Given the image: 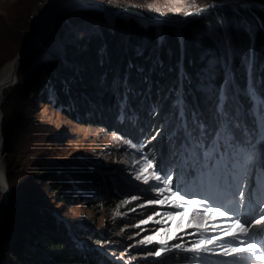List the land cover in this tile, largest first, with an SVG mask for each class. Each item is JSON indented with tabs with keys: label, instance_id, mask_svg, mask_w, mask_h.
<instances>
[{
	"label": "trees",
	"instance_id": "16d2710c",
	"mask_svg": "<svg viewBox=\"0 0 264 264\" xmlns=\"http://www.w3.org/2000/svg\"><path fill=\"white\" fill-rule=\"evenodd\" d=\"M99 1L110 11L181 20L187 12L220 0ZM42 3L48 0L3 1L0 70L28 42ZM16 79L0 104L1 161L8 185L0 264H127L110 254L151 249L129 243L128 221L108 224L102 215L133 209L127 218L145 217L146 209H136L138 199L124 206V198L137 194L138 186L125 184L110 157L105 162L73 156L62 162L53 156L49 144L55 147V129L35 117L30 87L39 103L52 104L72 122L101 132L126 128L138 135L150 121L166 129L168 120L177 130L162 132L170 139L160 142L170 151L183 139L198 146L200 140L207 142L210 131L221 127V118L225 132L240 142L255 131L252 95L260 117L264 115V11L224 5L176 26L147 24L128 15L112 18L94 8H62L40 45L23 58ZM185 174L194 175L192 169L180 170ZM175 184L183 182L176 179ZM88 190L92 195H81ZM75 205L87 209L90 217L75 213ZM187 256L170 254L137 264H175Z\"/></svg>",
	"mask_w": 264,
	"mask_h": 264
},
{
	"label": "rangeland",
	"instance_id": "374dc122",
	"mask_svg": "<svg viewBox=\"0 0 264 264\" xmlns=\"http://www.w3.org/2000/svg\"><path fill=\"white\" fill-rule=\"evenodd\" d=\"M4 0H0V15L3 14V3ZM253 3H258V5H264V0H250ZM39 2L38 4H40ZM43 4V5H42ZM41 6H44L42 3ZM243 7L251 8V5L242 4ZM41 42V41H40ZM14 86V85H13ZM12 86V87H13ZM29 96L34 100L36 106V115L40 121L49 123L55 129V135L57 141L55 147L52 146V142L49 144L50 151L59 161H66L70 157H78L80 159H86L89 161H99L104 159L106 162L109 157L114 162V171L118 172L120 178L125 182V184H133L138 186L137 194L133 195L131 198H124V206L126 207L133 200V197H137V208L138 210L146 209L147 213L145 217L139 218H127V214L131 216L136 210H128L126 213L123 212H113L110 214L102 215V220L116 221L118 219L122 220L124 223L126 221L129 224L125 225L124 228L130 231L128 234L129 243L135 247H149L148 251L151 249V253L155 252L159 245L153 241L150 244L140 243L147 236L153 235V233L160 227L161 224L149 221L148 224H142L141 222L152 216L154 220H160L161 216L154 215L155 213H168L174 212L175 209L168 206V204H150L149 201H155L158 198L156 188L163 187L162 184H157L155 181L151 182L150 185H145L141 181L134 178L133 173H135L146 161L154 162L157 166L160 163L163 165L157 168L158 172L162 176H171L173 190L179 191L186 194L187 198H209L211 192H214L215 196L220 195L222 190L220 187L227 186L232 181L230 177V172L235 175V178L243 177L245 181V187L248 188L252 182L250 178L255 176L259 184L264 185V115L260 117L259 110L256 112L253 105L252 109L256 117L254 126L255 131L247 132L249 137L246 140H241L240 142L235 141L233 136L228 135L225 132V123L222 119L221 127L219 130L214 128L210 132L213 133L211 138L207 142L201 141L198 144H192L191 140L188 141L189 144L182 140V143H177L176 146L173 144L172 150H168L162 141H167L170 139V135H165L163 137L162 132L176 131L177 127H171L168 120L165 122L166 129L163 126H159V123L154 124V122H149L145 124L141 129L137 131L138 135L128 130L122 128L120 132H101L98 128L91 126H83L72 122L68 118L62 116L57 112V109L53 107L52 104L39 103L35 98V95L29 89ZM253 99V95H252ZM180 100L178 99V111L181 115L183 113ZM254 102V100H253ZM180 105V106H179ZM179 115L176 116V118ZM136 116H132V124L135 123ZM161 129V130H160ZM10 136H13V132L9 130ZM184 135L186 133L184 132ZM253 135V136H251ZM204 137V136H201ZM200 137V138H201ZM59 138V139H58ZM151 139V140H149ZM202 139V138H201ZM210 140V141H209ZM204 143H208L205 145ZM190 145V146H189ZM198 151H197V149ZM152 149L154 151H152ZM163 151V153H160ZM4 153V147L1 153V157ZM249 156L251 159L249 160ZM0 157V158H1ZM164 159L166 162L164 163ZM193 166L194 175L191 177H186L179 174V170L191 169ZM240 171L239 174L236 171ZM176 179H180L183 182L182 185H176ZM218 181H220L218 185ZM181 188H180V187ZM179 187V188H178ZM45 196L48 197L50 193V185L46 182L43 185ZM75 189V186H73ZM255 188L253 189V191ZM81 195L87 196L92 195L93 191L88 190L87 192H80ZM167 194V193H164ZM207 196V197H206ZM208 200V199H207ZM7 205V204H6ZM75 213H84L87 217H90V212L80 205H75L72 208ZM85 216V217H86ZM208 216H211L209 213ZM208 216H205L204 220L201 222L204 225L209 226L207 235L212 236L218 234L223 226L230 223L227 219L217 218L214 221H210ZM189 216L183 218V224L181 225V219L176 218L169 222L171 231L169 235L176 232L177 225H186ZM105 223V222H104ZM216 224L221 227H217L215 231L212 230L211 225ZM103 225V224H102ZM139 225V226H137ZM135 228V230H134ZM116 235H121L123 232L120 229H114ZM181 237L180 239H174L169 242V247L175 244H182L185 248L191 247L192 243L201 237L197 234L195 228H183L182 231L178 233ZM163 238V234L157 239ZM214 251H220L218 245L215 246ZM181 255L187 254V260L177 261L175 264H194L193 254L188 252H180V250H172L167 253L164 257L170 254ZM115 260L127 264H137V261L143 259H152V261H158L162 258H156L150 255V253H133L130 254L127 250H119L117 254H110ZM181 258V257H179ZM221 260L219 255H215L213 252L202 253L199 264H219L217 261ZM231 263V261L229 260ZM241 264H248L247 261L241 262ZM250 264V263H249ZM251 264H260V262H251Z\"/></svg>",
	"mask_w": 264,
	"mask_h": 264
},
{
	"label": "snow or ice",
	"instance_id": "6c2138e0",
	"mask_svg": "<svg viewBox=\"0 0 264 264\" xmlns=\"http://www.w3.org/2000/svg\"><path fill=\"white\" fill-rule=\"evenodd\" d=\"M191 15V13H188ZM199 14V13H197ZM251 156H249V160ZM134 178L141 181L145 185H150L155 181L157 184H162L163 187L156 188L158 198L155 201H149L150 204H168L169 207L175 209L174 212L155 213L156 216H161L160 220H154L152 216L142 221V224H148L149 221L161 224L153 235L147 236L140 243L150 244L153 241L159 245L157 250L150 255L156 258L164 257L169 251L180 250L193 254L194 264H199L202 253L213 252L215 255L228 258L231 264H241V262H260L264 264V199L259 200L258 206L253 208L249 200L246 206V191L244 182L237 183L236 210L232 211L221 206L212 204L206 198L195 199L187 198L186 194L173 190L171 176H162L157 170V165L154 162L146 161L135 173ZM167 193V194H164ZM133 200L137 197H133ZM232 212L229 215V212ZM211 216H208V214ZM189 216L190 219L183 228H195L197 234L201 237L194 241L191 247L185 248L182 244H175L169 247V242L174 239H180L178 235L183 230V218ZM205 216H208L210 221L217 218H224L230 221L226 226L221 228L218 234L208 236L209 226L201 222ZM251 217V218H248ZM176 218L181 219V225H177L176 232L169 235L171 231L169 222ZM139 226V225H137ZM220 225L213 224V231ZM163 234V238L157 239ZM219 247L220 251H214L215 246Z\"/></svg>",
	"mask_w": 264,
	"mask_h": 264
},
{
	"label": "water",
	"instance_id": "95a60500",
	"mask_svg": "<svg viewBox=\"0 0 264 264\" xmlns=\"http://www.w3.org/2000/svg\"><path fill=\"white\" fill-rule=\"evenodd\" d=\"M85 3V5L83 6V8H74V7H69L66 5H70L72 0H61L59 1L58 4L52 3L51 7H67V8H71V9H97V10H101L105 13H107L110 17L112 18H118L121 16H132V17H136L139 20H142L144 22H146L147 24H169V25H183L185 24L188 20H190L191 18H194L200 14L206 13L207 11H209L212 8L215 7H221L224 5H232V4H239L242 5L243 3H241L239 0H220V1H215L212 2L208 5H204V6H200L198 8H195L189 12H187L185 14V16L181 19V20H170V19H165V18H155V19H151L148 18L144 15H142L141 13L137 12V11H130V10H118V11H110L108 10L104 3L102 1L99 0H81ZM249 5L252 6L253 9L255 10H259V11H264V5H256L253 2H249ZM188 13H191V15H189ZM199 13V14H197ZM53 26V23H52ZM51 26V28H52ZM50 28V30H51ZM49 30V31H50ZM39 30H36L34 32H32L28 42L26 43V45H24L19 51L18 53L15 55V57L13 58V62L15 65V69L18 68L23 60V58L35 47L40 45V41L39 39V34H38ZM45 36V35H44ZM17 82V79L14 76V79L11 80V82L9 83V85H11V87L13 85H15V83ZM3 97V96H2ZM1 104V102H0ZM1 121H2V112L0 109V134H1ZM3 150V140L0 141V154L2 153ZM4 168V166H3ZM4 179H3V183L2 185H4L5 189L2 188L3 186L0 184V191L2 193L1 196V204H0V226L2 223V218L4 216V208L7 204V195H8V185H7V181H6V176H5V169H4Z\"/></svg>",
	"mask_w": 264,
	"mask_h": 264
},
{
	"label": "bare ground",
	"instance_id": "6f19581e",
	"mask_svg": "<svg viewBox=\"0 0 264 264\" xmlns=\"http://www.w3.org/2000/svg\"><path fill=\"white\" fill-rule=\"evenodd\" d=\"M59 1L61 0H48V3L36 14L35 20H34V26H33V32L36 30H39L38 34H39V41L42 40L46 34L49 32L52 23L54 22V18L56 13L64 8V7H51L52 3L58 4ZM241 3H243L244 5H249V2H251L250 0H239ZM256 4V3H255ZM85 5V3L81 0H72L70 5H66L69 7H74V8H83V6ZM258 5V3L256 4ZM67 8V7H65ZM45 35V36H44ZM17 69H15V65L13 62V59L8 61L7 63H5L1 70H0V102L2 100V96H3V92L11 87V85H9V83L11 82V80L14 79V76L16 78V74H17ZM258 105V104H257ZM1 157V154H0ZM4 168H3V163L1 161L0 158V184H4L3 183V179H4ZM4 187V185H2Z\"/></svg>",
	"mask_w": 264,
	"mask_h": 264
}]
</instances>
